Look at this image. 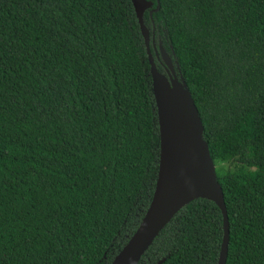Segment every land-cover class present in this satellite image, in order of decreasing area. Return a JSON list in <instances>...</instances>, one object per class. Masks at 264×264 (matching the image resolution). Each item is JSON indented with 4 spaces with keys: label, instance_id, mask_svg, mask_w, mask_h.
<instances>
[{
    "label": "trees",
    "instance_id": "obj_1",
    "mask_svg": "<svg viewBox=\"0 0 264 264\" xmlns=\"http://www.w3.org/2000/svg\"><path fill=\"white\" fill-rule=\"evenodd\" d=\"M159 3L144 23L201 118L225 264H264V0ZM158 160L131 0H0V264H110L149 206ZM222 235L216 204L194 199L138 264H216Z\"/></svg>",
    "mask_w": 264,
    "mask_h": 264
},
{
    "label": "water",
    "instance_id": "obj_2",
    "mask_svg": "<svg viewBox=\"0 0 264 264\" xmlns=\"http://www.w3.org/2000/svg\"><path fill=\"white\" fill-rule=\"evenodd\" d=\"M140 32L144 40L151 90L153 93L159 132V160L154 192L138 227L110 264H138L154 238L173 216L190 201L197 198L211 200L222 215V241L216 264H225L229 242V220L221 184L209 147L203 138V125L187 84L175 61L159 41L155 57L161 55L166 74L156 66L150 48V31L144 23L146 10L151 16L160 3L151 8V0H131ZM154 35V29L152 30ZM153 39V36H152ZM168 68V69H167ZM177 70V72H176ZM164 258L157 264H161Z\"/></svg>",
    "mask_w": 264,
    "mask_h": 264
},
{
    "label": "flooded vegetation",
    "instance_id": "obj_3",
    "mask_svg": "<svg viewBox=\"0 0 264 264\" xmlns=\"http://www.w3.org/2000/svg\"><path fill=\"white\" fill-rule=\"evenodd\" d=\"M152 36H153V39H152ZM150 40H153V41H154V46L156 47V50H158V48H159V41H160L159 37H158V39H157V42H155L154 35H152V33H151V39H150ZM151 44H152V43H151ZM152 48H153V44H152ZM153 53H154V49H153ZM154 60H157V61H158L159 66H160V69L162 70V73L166 74V71H165V70H166V69H165V65H164V63L162 62L161 55L159 54V58H157V57H155V54H154ZM171 60H172L173 65L175 66V64H174L172 58H171ZM167 69H168V68H167ZM176 72H177V70H176Z\"/></svg>",
    "mask_w": 264,
    "mask_h": 264
}]
</instances>
